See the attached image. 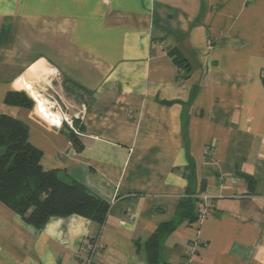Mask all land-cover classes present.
<instances>
[{
    "label": "crops",
    "instance_id": "1",
    "mask_svg": "<svg viewBox=\"0 0 264 264\" xmlns=\"http://www.w3.org/2000/svg\"><path fill=\"white\" fill-rule=\"evenodd\" d=\"M263 75L264 0H0V114L28 125L45 170L110 204L103 227L36 228L0 201V264H84L93 239L95 264H148L188 194L212 208L164 237L162 261L264 264ZM23 77L80 134L6 104Z\"/></svg>",
    "mask_w": 264,
    "mask_h": 264
},
{
    "label": "trees",
    "instance_id": "2",
    "mask_svg": "<svg viewBox=\"0 0 264 264\" xmlns=\"http://www.w3.org/2000/svg\"><path fill=\"white\" fill-rule=\"evenodd\" d=\"M5 102L24 108H33L35 103L26 92L18 90H10ZM70 136L81 150L83 144L77 135L72 132ZM42 155L30 142L26 123L0 114V201L36 228H42L54 216L70 215L83 216L103 227L110 204L82 182L64 180L60 170H45ZM201 202L197 195H186L178 205V219L161 223L150 235L144 243L148 264H168L161 259L164 237L172 234L183 220L197 221Z\"/></svg>",
    "mask_w": 264,
    "mask_h": 264
},
{
    "label": "built area",
    "instance_id": "3",
    "mask_svg": "<svg viewBox=\"0 0 264 264\" xmlns=\"http://www.w3.org/2000/svg\"><path fill=\"white\" fill-rule=\"evenodd\" d=\"M263 77H264V75H263ZM29 95L33 98V100L35 102V109L37 111V107L39 106V108H40L41 105L37 101V99H35L30 93H29ZM51 108H53V110H51ZM47 110L51 111L50 115L55 116L54 124L63 125L64 123H67L68 125L71 126V128L74 131H76L77 134H80V132H77V130L73 127L72 119L66 113V110L64 108H62V106H60L56 102H54V104L51 105L49 108H47ZM77 117H79V116H77ZM200 199L202 200V202H201V206L199 209L198 221L204 220L209 215V211L212 208V203H211L209 196L202 195V196H200ZM97 246H98V241L95 239L88 240L86 242V244L83 246L82 255H83V259H84V264H95V262H96L95 253H96Z\"/></svg>",
    "mask_w": 264,
    "mask_h": 264
},
{
    "label": "bare ground",
    "instance_id": "4",
    "mask_svg": "<svg viewBox=\"0 0 264 264\" xmlns=\"http://www.w3.org/2000/svg\"><path fill=\"white\" fill-rule=\"evenodd\" d=\"M40 68V65L37 64L33 67H31L30 69V72L32 74H36L37 70ZM43 69V72H47L48 70L45 68V67H42ZM39 74V73H38ZM51 75V74H50ZM49 75V76H50ZM51 77V76H50ZM42 79V78H41ZM36 81V80H35ZM22 84H23V88L24 89H28L29 93L33 95L34 98H36L38 100V102L40 103V110L42 111V114L46 117V118H49L51 119L52 121H55V116H52L50 115L51 111L47 110L46 106V103L45 101L43 100V98L40 97L39 93L36 91V89L34 87H32V84L31 82L27 81L25 77H23L22 79ZM48 84V83H47ZM37 88V87H36ZM49 107V106H48Z\"/></svg>",
    "mask_w": 264,
    "mask_h": 264
},
{
    "label": "rangeland",
    "instance_id": "5",
    "mask_svg": "<svg viewBox=\"0 0 264 264\" xmlns=\"http://www.w3.org/2000/svg\"><path fill=\"white\" fill-rule=\"evenodd\" d=\"M32 95V94H31ZM33 96V95H32ZM38 108H39V106H38ZM62 108H63V106H62ZM40 109V108H39Z\"/></svg>",
    "mask_w": 264,
    "mask_h": 264
}]
</instances>
